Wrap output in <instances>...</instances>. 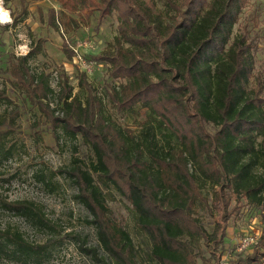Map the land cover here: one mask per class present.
I'll return each instance as SVG.
<instances>
[{
  "label": "trees",
  "instance_id": "obj_1",
  "mask_svg": "<svg viewBox=\"0 0 264 264\" xmlns=\"http://www.w3.org/2000/svg\"><path fill=\"white\" fill-rule=\"evenodd\" d=\"M57 1L61 17L50 11L49 24L58 31L62 25L87 27L97 13L98 26L113 17L118 21L114 41L92 56L111 80L101 95L86 73L79 79L84 100L74 95L64 69L58 92L49 74L34 73L30 63L44 54L43 42L7 60L13 83L51 126L55 140L81 139L93 155L89 165L74 158L72 167L58 171L77 186L75 198L96 231L99 247L83 241V253L97 264H139L131 235L110 216L108 197L115 191L129 202L153 263L263 264L264 97L261 87L252 88L260 81L259 49L248 26L234 34L250 0ZM63 51L69 60L75 57L65 45ZM105 98L121 115L145 109L139 130L113 121ZM10 156L12 149L0 144V164ZM243 201L247 212L260 213L262 237L252 255L223 262L230 222ZM4 206L33 225L54 228L33 203ZM200 210L213 217L212 232ZM52 253L49 245L35 246L20 233L0 230V255L10 260L43 264Z\"/></svg>",
  "mask_w": 264,
  "mask_h": 264
},
{
  "label": "rangeland",
  "instance_id": "obj_2",
  "mask_svg": "<svg viewBox=\"0 0 264 264\" xmlns=\"http://www.w3.org/2000/svg\"><path fill=\"white\" fill-rule=\"evenodd\" d=\"M5 7L11 12L14 22L0 25V122L9 123L8 126H0V144L11 148L12 156L0 164V230L20 233L35 246L49 245L53 251L52 258L43 264H97L81 250L83 241L86 247H99L96 231L88 224L91 215L76 200L78 190L73 181L66 175L58 174V171L72 167L74 158L89 165L93 155L81 139L75 141L61 137L59 142L55 140L51 126L36 108L25 103L22 91L7 72V60L11 54L22 56L18 55L19 45L25 41L19 37L24 34L30 50L43 42L44 54L32 60L30 65L34 73L45 72L50 75L55 91L60 90V73L64 69L70 77L75 96L85 99L86 92L79 86L83 73L87 74L88 82L101 95L111 80L107 67L93 63L92 56L103 53L114 41L118 34L117 18H110L98 26L97 13L87 27L83 25L75 28L72 25L65 28L62 25L58 31L49 24L50 11L55 10L61 17L57 0H10L8 3L5 1ZM74 17L79 18L77 14ZM245 26L256 36L259 49L255 57V75L260 81L255 80L252 88L261 87L264 97V0L249 1L234 34L239 35ZM64 45L75 53L72 60L64 53ZM52 101L55 105L56 98L52 97ZM105 105L113 121L133 131H138L139 123L146 120L147 111L140 106L134 114L121 115L112 108L107 98ZM40 175H44L45 180L40 179ZM18 202L33 203L54 228L33 225L4 206V203ZM242 205L244 208L230 222L229 242L225 247L223 262L252 255L262 237L260 213L247 212L245 201ZM108 207L111 218L131 235L138 250L139 264H156L148 259L147 239L136 227L129 202L114 191L108 197ZM199 218L206 229L212 232L214 219L211 214L207 210H200ZM251 233L257 235V244L239 252L237 248L240 239ZM203 249V256L209 258V253ZM0 264L23 263L0 255ZM198 264H202L200 259Z\"/></svg>",
  "mask_w": 264,
  "mask_h": 264
},
{
  "label": "clouds",
  "instance_id": "obj_3",
  "mask_svg": "<svg viewBox=\"0 0 264 264\" xmlns=\"http://www.w3.org/2000/svg\"><path fill=\"white\" fill-rule=\"evenodd\" d=\"M13 22L11 12L5 7V0H0V25H9ZM19 38L25 41V43L19 45L20 51L18 55H27L28 51H30V49H28L29 42L27 41V37L24 34H20Z\"/></svg>",
  "mask_w": 264,
  "mask_h": 264
},
{
  "label": "built area",
  "instance_id": "obj_4",
  "mask_svg": "<svg viewBox=\"0 0 264 264\" xmlns=\"http://www.w3.org/2000/svg\"><path fill=\"white\" fill-rule=\"evenodd\" d=\"M81 58V57H80ZM82 59V58H81ZM258 237L257 235L251 233V234H245L238 243L237 250L239 252H243L251 247H253L255 244H257Z\"/></svg>",
  "mask_w": 264,
  "mask_h": 264
}]
</instances>
